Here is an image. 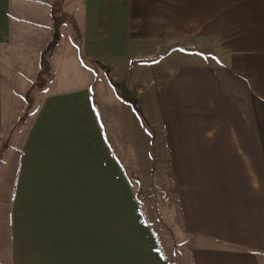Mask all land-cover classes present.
Instances as JSON below:
<instances>
[{"label":"crops","instance_id":"crops-1","mask_svg":"<svg viewBox=\"0 0 264 264\" xmlns=\"http://www.w3.org/2000/svg\"><path fill=\"white\" fill-rule=\"evenodd\" d=\"M54 2L0 0V264H264V0H65L37 89Z\"/></svg>","mask_w":264,"mask_h":264},{"label":"trees","instance_id":"trees-1","mask_svg":"<svg viewBox=\"0 0 264 264\" xmlns=\"http://www.w3.org/2000/svg\"><path fill=\"white\" fill-rule=\"evenodd\" d=\"M64 2H65V0H55L54 4L52 6L53 15H54V33H55L54 40H53L52 44H50L47 47V49L44 50V52L42 54L41 72L38 75L35 83L33 84V88L42 89L47 84L48 79H50V77H51L50 57H51V53H52V49L54 47V44L57 42V40L59 38L60 27L63 24H65V23L69 24L74 30L76 39L78 41H81V33H80L76 19L72 15H68L65 12H63ZM174 47L175 46H171V48H174ZM95 64L97 66L104 67L105 69H107V71L109 70L107 67H105L103 64H101L99 62H95ZM110 80H111V82H113L112 78H110ZM26 102H27V106H28V108L26 110V114H24V116L21 117L19 122L23 121L25 119L26 115L29 114L28 109H31V106L33 103L32 93H29L26 96Z\"/></svg>","mask_w":264,"mask_h":264},{"label":"rangeland","instance_id":"rangeland-1","mask_svg":"<svg viewBox=\"0 0 264 264\" xmlns=\"http://www.w3.org/2000/svg\"><path fill=\"white\" fill-rule=\"evenodd\" d=\"M189 37L190 36H182L181 38L180 37H173V38H170V40L173 42V43H176V41L178 42V44H180V45H182V50L183 51H186L187 53L189 52ZM204 39V38H203ZM176 40V41H175ZM180 42V43H179ZM220 41L219 40H215L214 41V46H216L218 43H219ZM199 48H201L200 46H199ZM201 49H203L204 50V48H201ZM214 51H217L218 53H222V51H220V50H214ZM27 108H28V106L26 105V108L24 109V112H23V116H24V114H26V110H27ZM32 108V107H31ZM28 113H30V111H31V109H28ZM28 116H29V114H27L26 115V117H25V119L23 120V121H21V122H19L18 124H17V127L19 126V125H21V124H23L26 120H27V118H28ZM22 117V116H21ZM21 119V118H20ZM19 119V120H20ZM6 148L8 147V145H6L5 146ZM7 189V188H6ZM7 197L5 196V199H6ZM9 200H8V198L6 199V201H5V203L6 202H8ZM104 229V228H103ZM108 239V236L106 235H103V240H107ZM35 258H36V260H35ZM44 258L45 259H47L46 258V256H44ZM48 260V263L47 264H50L49 263V259H47ZM22 261V264H43V261H42V258H41V256L39 255L38 257H35V255L33 254V256L30 258V259H27V258H25V257H23V260H21ZM45 261V260H44ZM60 262H56V263H53V264H62V260H59ZM102 263L103 264H108V259H103V261H102Z\"/></svg>","mask_w":264,"mask_h":264},{"label":"bare ground","instance_id":"bare-ground-1","mask_svg":"<svg viewBox=\"0 0 264 264\" xmlns=\"http://www.w3.org/2000/svg\"><path fill=\"white\" fill-rule=\"evenodd\" d=\"M28 100V99H27Z\"/></svg>","mask_w":264,"mask_h":264}]
</instances>
